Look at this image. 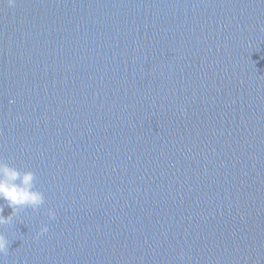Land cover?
Segmentation results:
<instances>
[{
	"label": "clouds",
	"instance_id": "9594fccd",
	"mask_svg": "<svg viewBox=\"0 0 264 264\" xmlns=\"http://www.w3.org/2000/svg\"><path fill=\"white\" fill-rule=\"evenodd\" d=\"M8 3L13 4L14 0H8ZM36 179L33 170H22L0 160V199L5 200L12 208V212L6 217L3 215L4 205L0 204V225L12 224L13 218L21 210L28 207L37 210L45 202L44 193L35 187ZM48 215L54 219L56 213L50 208ZM48 231V225H43L37 233V238ZM9 244L5 234L0 232V253L6 256L9 252Z\"/></svg>",
	"mask_w": 264,
	"mask_h": 264
}]
</instances>
